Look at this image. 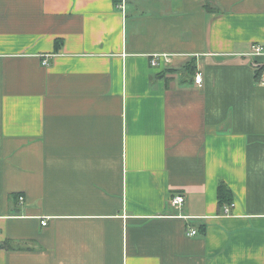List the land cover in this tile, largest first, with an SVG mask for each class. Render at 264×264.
<instances>
[{
	"label": "crops",
	"instance_id": "crops-1",
	"mask_svg": "<svg viewBox=\"0 0 264 264\" xmlns=\"http://www.w3.org/2000/svg\"><path fill=\"white\" fill-rule=\"evenodd\" d=\"M254 44L264 0H0V264H264Z\"/></svg>",
	"mask_w": 264,
	"mask_h": 264
},
{
	"label": "built area",
	"instance_id": "built-area-1",
	"mask_svg": "<svg viewBox=\"0 0 264 264\" xmlns=\"http://www.w3.org/2000/svg\"><path fill=\"white\" fill-rule=\"evenodd\" d=\"M119 7H122L123 5L120 4L118 5ZM264 51H263V47L259 44H254L252 46V52L251 54L252 55H261L263 54ZM46 61L43 60V63H45ZM171 57L170 55L168 54H153L150 56L149 58V64L152 66V67H160L161 65H169L171 63ZM194 82L196 84H198L199 86L201 85V82H202V77H201V74L200 73H197L195 76H194ZM19 200L22 201L23 200V196H20L19 197ZM170 203L177 207V206H180L183 204V202L185 201V197L183 194L179 193V194H175L173 195L170 199H169ZM233 204H225L223 206V210L224 212L227 214L229 212V209L231 208ZM42 224H45L46 223V220H42L41 221ZM187 234L188 235H194L196 234V229H190L187 231Z\"/></svg>",
	"mask_w": 264,
	"mask_h": 264
},
{
	"label": "trees",
	"instance_id": "trees-1",
	"mask_svg": "<svg viewBox=\"0 0 264 264\" xmlns=\"http://www.w3.org/2000/svg\"><path fill=\"white\" fill-rule=\"evenodd\" d=\"M120 0H114L115 5L118 4ZM205 6H207L205 4ZM207 8L209 9V7L207 6ZM61 42L59 40H56L55 42V47L59 48ZM187 67L190 73H193V71L195 70V63L193 61H190L187 63ZM256 74H255V79L257 81L260 80V73L264 70V64L257 66L256 67ZM173 70L171 68H166V70L160 71L159 73L156 74L155 77L157 78H161L164 76L165 72ZM217 200H218V204L219 206L225 204V203H229L232 202V191L230 190V188L224 183V182H220L218 187H217ZM0 247L2 248H9V245L5 242L0 243Z\"/></svg>",
	"mask_w": 264,
	"mask_h": 264
}]
</instances>
